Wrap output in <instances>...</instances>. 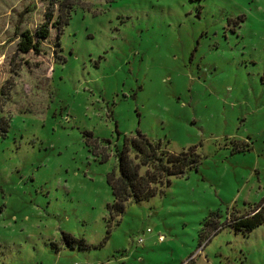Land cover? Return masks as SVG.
Instances as JSON below:
<instances>
[{"label": "rangeland", "instance_id": "1", "mask_svg": "<svg viewBox=\"0 0 264 264\" xmlns=\"http://www.w3.org/2000/svg\"><path fill=\"white\" fill-rule=\"evenodd\" d=\"M138 133L199 165L115 216ZM263 199L264 0H0V264H264V227L201 237Z\"/></svg>", "mask_w": 264, "mask_h": 264}, {"label": "trees", "instance_id": "2", "mask_svg": "<svg viewBox=\"0 0 264 264\" xmlns=\"http://www.w3.org/2000/svg\"><path fill=\"white\" fill-rule=\"evenodd\" d=\"M69 4L61 5L63 14L59 15L57 21H54L53 8L49 10L46 22L35 33L24 31L19 37L18 51L24 54L32 51L42 53V43L51 36V28L58 30L60 38L71 19ZM7 132L8 128L5 126L1 133L5 135ZM116 156L118 173L113 172L108 177L114 197L109 210L115 216L123 214L129 202L147 201L163 193L171 178L183 177L190 170L197 169L200 159L196 149L173 153L161 141H152L141 133L134 138L126 137L123 148L117 149ZM260 227H264V199L252 212L236 215L229 223L221 225L219 216L209 219L201 231V237L203 240L212 239L213 235L224 228L248 235ZM64 240L67 243L76 242L67 234L64 235Z\"/></svg>", "mask_w": 264, "mask_h": 264}, {"label": "built area", "instance_id": "3", "mask_svg": "<svg viewBox=\"0 0 264 264\" xmlns=\"http://www.w3.org/2000/svg\"><path fill=\"white\" fill-rule=\"evenodd\" d=\"M148 232H151V230H149ZM164 237H160V241H163ZM140 242H143V240L141 239Z\"/></svg>", "mask_w": 264, "mask_h": 264}]
</instances>
